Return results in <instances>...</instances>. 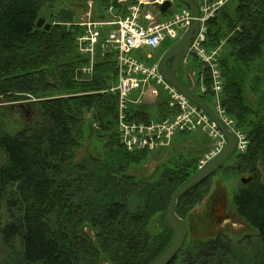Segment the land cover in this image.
Instances as JSON below:
<instances>
[{"label":"trees","instance_id":"1","mask_svg":"<svg viewBox=\"0 0 264 264\" xmlns=\"http://www.w3.org/2000/svg\"><path fill=\"white\" fill-rule=\"evenodd\" d=\"M47 1L0 0V232L14 256L6 264H149L172 240L166 211L174 192L199 171L200 153L147 178L130 174L154 150L128 151L120 141L118 94L110 91L118 82L116 53L100 50L93 72H84L90 56L78 48L84 31L78 12L61 7L47 30L37 25ZM100 1L103 9L93 19L112 17L111 6L124 16L132 2ZM203 44L210 52L220 49L222 104L248 138L247 149L229 161L256 173L234 203L258 238L242 243L222 231L190 236L211 175L178 201L188 235L171 264H264V106L254 108L246 95L249 81L258 91L264 80L254 74L263 54L264 0L226 2L208 20ZM187 68L197 70L199 83L203 70L194 56ZM206 75L205 92L182 82L213 106ZM165 103L164 96L131 106L130 118L158 119L166 114ZM22 105L32 120L11 115ZM86 144L91 149L78 161Z\"/></svg>","mask_w":264,"mask_h":264},{"label":"built area","instance_id":"2","mask_svg":"<svg viewBox=\"0 0 264 264\" xmlns=\"http://www.w3.org/2000/svg\"><path fill=\"white\" fill-rule=\"evenodd\" d=\"M168 0H133L125 8V15L107 19L91 18L80 22L84 31L77 38L78 48L89 54V65L83 68L86 73L94 70L100 50L116 53L118 82L110 91L118 94L116 121L120 141L128 151L158 150L168 147L178 133L202 132L211 140L210 149L200 158L199 168L218 156L227 145V137L211 116L198 104L182 93L159 71L158 62L148 63L135 52L144 46L157 48L167 38L178 40L194 20L192 10L182 7L169 18L157 20L156 14L144 6H154ZM172 1L173 0H169ZM227 0L209 2L200 0V30L193 39L188 55L183 59L188 67L190 55L196 57L202 66L199 83L197 70L189 71L190 84L207 90L206 73L212 88V108L238 138V151H245L248 138L237 129L222 104L224 79L220 68V49L208 51L204 46L207 22L217 9ZM113 7H110L112 10ZM166 97V113L160 118L149 120L131 119V106L163 101ZM158 114L161 111L157 112Z\"/></svg>","mask_w":264,"mask_h":264},{"label":"rangeland","instance_id":"3","mask_svg":"<svg viewBox=\"0 0 264 264\" xmlns=\"http://www.w3.org/2000/svg\"><path fill=\"white\" fill-rule=\"evenodd\" d=\"M124 1L126 0L120 2ZM228 1L229 0L225 1L222 5H224ZM100 5H102V1L100 0H50L43 5L40 12V17H48L50 14L58 11L63 6L73 7V10L75 12H78V21L82 22L89 18L93 19L94 17H96V15L103 9V6ZM222 5H220V7ZM182 7L183 5L179 1H175L173 6L166 12L165 15L154 6H144V9H148L155 13L156 19L159 20L169 14L172 15L174 12L179 11ZM108 13L112 16L110 18L120 16V14L116 12L115 8H113L112 10L109 9ZM178 41L179 39L176 41L167 37L159 47L153 48L144 46L137 50L135 54L143 58L148 63H155L160 61L161 57L166 53V51L174 46ZM191 57L193 56L190 55L189 60H191ZM197 61L201 64L198 59ZM254 72V74L264 79V46L262 57L258 58L254 65ZM188 74L189 73L187 71V67H184L182 61L180 69L178 71V76L182 78L184 82H187L188 85H190ZM253 81L254 80L247 83L246 95L248 97L249 103L254 108H260L264 106V80H262V83L258 85V91L254 90L255 82ZM195 87L196 89H199V86L196 85ZM199 91H201V89H199ZM11 115L16 117V120L19 117H24L23 120H32L34 118L33 115H30L29 108H27L26 105L13 107ZM201 147L202 150L206 147H209V149L211 147V140L206 134L202 132L178 133L175 135L168 147L152 151L149 154V159L146 162L140 165L132 166L129 169V173L142 178H147L148 176L154 175L158 170H164L167 166H170L173 163L179 162L183 159H189L193 153H200V156L202 157L209 149L203 152H201L202 150L196 151ZM90 149L91 148H89L86 144L85 148L79 152L78 161L83 160ZM225 166V168H220L210 177V187L207 196L194 209L193 221H191L190 223V236L207 238L215 235V233L217 232L222 231L230 234L238 242L242 240V243H246V241L254 243V241L258 238V231L239 215L234 203V196L236 193H238L240 186L242 184L248 183H242V177H248L252 175V173L244 171L240 165H234L233 161L228 160ZM259 176L264 181V167H260ZM223 198L226 200L227 211L230 216L223 223H220L215 220V217H213L212 210L215 208V206H218L221 203ZM3 221V209L1 208L0 226L1 224H3ZM13 259V254L8 248L4 246L2 242V235L0 232V264L12 262ZM103 264L110 263L105 262Z\"/></svg>","mask_w":264,"mask_h":264},{"label":"water","instance_id":"4","mask_svg":"<svg viewBox=\"0 0 264 264\" xmlns=\"http://www.w3.org/2000/svg\"><path fill=\"white\" fill-rule=\"evenodd\" d=\"M93 1V0H91ZM111 1V0H107ZM123 1V0H118ZM186 3L194 15V20L190 27L185 31L179 41L172 46L160 59L159 71L171 83H173L182 93L189 97L193 102L202 107L211 118L218 124L220 129L227 137V145L224 150L216 157L207 162L199 171L194 174L188 181L180 186L172 195L169 206L166 211V219L173 229V237L165 250L149 264H171L180 249L182 248L187 235V222L178 214L177 205L180 197L189 192L191 189L198 186L201 182L211 176L217 169L224 165L237 151L238 138L236 134L230 130L224 122L219 118L216 112L207 104L202 97L195 94L191 89L187 88L185 84L179 79L177 71L179 70L181 61L188 55L189 49L193 39L200 30V5L196 0H175ZM173 6V2L165 1L164 3H157V8L161 13H166ZM55 20L54 14H50L48 21L45 17H39L37 25L45 27L47 30L51 28L52 22ZM251 177H242V183H247ZM227 204L223 198L217 209L212 211L213 217L223 216L226 212Z\"/></svg>","mask_w":264,"mask_h":264},{"label":"flooded vegetation","instance_id":"5","mask_svg":"<svg viewBox=\"0 0 264 264\" xmlns=\"http://www.w3.org/2000/svg\"><path fill=\"white\" fill-rule=\"evenodd\" d=\"M50 16V15H49ZM49 16L48 17H45L46 18V22H49L48 21V18H49ZM53 23V22H52ZM180 66H181V64H180ZM179 69H180V67H179ZM179 71V70H178ZM178 71H177V75H178ZM183 74H184V72H183ZM179 77V76H178ZM179 79L181 80V81H183L182 80V78H180L179 77ZM254 176H256V173H252V175H250V176H248V177H251V179L254 177ZM217 209V206H215V208L212 210V211H214V210H216ZM230 216V214L228 213V211H227V209H226V212H225V214L223 215V216H219V217H215V220H217L218 222H220V223H223L228 217Z\"/></svg>","mask_w":264,"mask_h":264},{"label":"crops","instance_id":"6","mask_svg":"<svg viewBox=\"0 0 264 264\" xmlns=\"http://www.w3.org/2000/svg\"><path fill=\"white\" fill-rule=\"evenodd\" d=\"M165 19H167V18H165Z\"/></svg>","mask_w":264,"mask_h":264}]
</instances>
